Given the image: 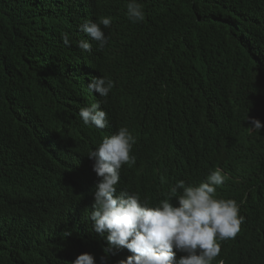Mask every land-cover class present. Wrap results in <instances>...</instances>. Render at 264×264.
I'll return each instance as SVG.
<instances>
[{"label":"trees","instance_id":"16d2710c","mask_svg":"<svg viewBox=\"0 0 264 264\" xmlns=\"http://www.w3.org/2000/svg\"><path fill=\"white\" fill-rule=\"evenodd\" d=\"M133 2L143 21L128 18ZM85 22L100 26L102 51ZM91 78L113 82L106 98L88 91ZM93 104L104 129L79 116ZM121 128L135 164L119 170L114 198L156 169V202L179 207L183 190L169 198L171 188L199 187L219 169L214 199L235 201L244 223L222 256L264 264V0H0V264L105 255L87 218L101 182L88 154Z\"/></svg>","mask_w":264,"mask_h":264},{"label":"clouds","instance_id":"9594fccd","mask_svg":"<svg viewBox=\"0 0 264 264\" xmlns=\"http://www.w3.org/2000/svg\"><path fill=\"white\" fill-rule=\"evenodd\" d=\"M128 18L135 22L144 20V14L137 3L127 5ZM111 20L104 18L99 25L109 27ZM97 23L85 22L81 31L91 40L98 42L97 51H102L108 43ZM63 44L69 46L67 34L61 36ZM82 52H90L91 45L83 40L77 44ZM113 82L105 78H91L87 85L90 93L106 98L113 88ZM99 104L83 108L79 116L85 126L91 124L97 129L106 127V114L99 110ZM251 130L260 131L261 124L255 119L249 121ZM135 143L127 128L104 138L96 151L88 158L94 161L93 171L101 182L94 193L93 211L86 217L94 236L103 244L105 255H97L93 250L75 251L69 264H230L222 254L224 245L238 239L243 230V218L233 200L214 199L216 188L223 185L225 177L218 169L199 187H185L179 182L171 188L169 198L175 197L177 189L183 194L175 207L169 199L156 202L158 171L152 169L144 175L142 186L114 198L122 187L119 170L125 164H135L130 157ZM163 184V178H161ZM13 191L12 195L7 194ZM22 188L10 189L5 197L15 193L24 194ZM161 204L158 206L157 204ZM241 225V226H240ZM97 233H95V232ZM177 250L186 253L181 258ZM112 260L109 261V257ZM108 257V258H107ZM97 258V261H94Z\"/></svg>","mask_w":264,"mask_h":264},{"label":"rangeland","instance_id":"374dc122","mask_svg":"<svg viewBox=\"0 0 264 264\" xmlns=\"http://www.w3.org/2000/svg\"><path fill=\"white\" fill-rule=\"evenodd\" d=\"M11 192H13V191H10V192H9L7 195H8V196L12 195V193H11Z\"/></svg>","mask_w":264,"mask_h":264},{"label":"bare ground","instance_id":"6f19581e","mask_svg":"<svg viewBox=\"0 0 264 264\" xmlns=\"http://www.w3.org/2000/svg\"><path fill=\"white\" fill-rule=\"evenodd\" d=\"M111 75V74H110Z\"/></svg>","mask_w":264,"mask_h":264}]
</instances>
